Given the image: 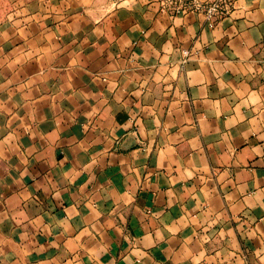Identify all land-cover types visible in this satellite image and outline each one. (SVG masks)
Returning <instances> with one entry per match:
<instances>
[{
  "label": "crops",
  "instance_id": "obj_1",
  "mask_svg": "<svg viewBox=\"0 0 264 264\" xmlns=\"http://www.w3.org/2000/svg\"><path fill=\"white\" fill-rule=\"evenodd\" d=\"M235 1L0 0V264H264V0Z\"/></svg>",
  "mask_w": 264,
  "mask_h": 264
},
{
  "label": "built area",
  "instance_id": "obj_2",
  "mask_svg": "<svg viewBox=\"0 0 264 264\" xmlns=\"http://www.w3.org/2000/svg\"><path fill=\"white\" fill-rule=\"evenodd\" d=\"M155 3L160 13L172 17L190 13L201 14L210 27L217 26L236 9L235 0H155ZM190 55L189 49L182 51L181 65L188 62Z\"/></svg>",
  "mask_w": 264,
  "mask_h": 264
}]
</instances>
